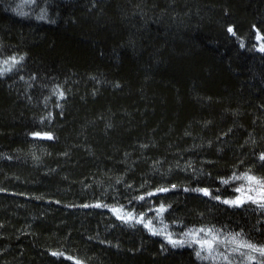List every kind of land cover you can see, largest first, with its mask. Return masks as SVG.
Masks as SVG:
<instances>
[{"label": "trees", "instance_id": "trees-1", "mask_svg": "<svg viewBox=\"0 0 264 264\" xmlns=\"http://www.w3.org/2000/svg\"><path fill=\"white\" fill-rule=\"evenodd\" d=\"M257 35L264 0H0V264H215L115 208L264 245L223 202L264 180Z\"/></svg>", "mask_w": 264, "mask_h": 264}, {"label": "rangeland", "instance_id": "rangeland-1", "mask_svg": "<svg viewBox=\"0 0 264 264\" xmlns=\"http://www.w3.org/2000/svg\"><path fill=\"white\" fill-rule=\"evenodd\" d=\"M255 40L257 43V48L259 50L264 47V43L262 42L261 37L259 35L256 36ZM5 61H9V63L5 64ZM11 66V58L0 59V72L5 73L4 69L10 68ZM36 134H34L33 136L37 138H48L52 136L48 133ZM240 177H247V175H241ZM229 187L231 192L230 196L229 198L224 199V201L237 199L245 201L239 206H233L229 204V207H239L242 209L251 210L253 212H260L262 214L261 217L264 218V208H261L259 204L253 203L251 200H248L249 196L253 197L255 200H261L262 197H264V188H261L260 185H256L248 181L247 179L236 178L232 180V183ZM237 189H241V191H237ZM159 210L160 208L150 211V213H148V216L129 213L120 208H115L113 212L119 218L124 219L126 221L138 222L144 226L148 225L147 229H149V231H151L152 233H160L157 235L164 238L167 243H169L167 237H170L172 240L186 241L183 246H191L194 248L195 252L201 251V245L200 243H197V241H208L210 243H213L211 255L214 258L204 259L209 262H213L215 264H264V256H261L258 252H252L250 249L243 247H241L239 251H233V249L237 248L241 242H248L257 247L264 246L256 244V242H254L253 240H251L250 237L245 235L242 230L235 229L232 227L223 228L221 226L201 225L171 231L169 225L163 220L162 212ZM199 229H205V231L199 232L197 231ZM208 230H211V232H209ZM236 234H239V236H237ZM233 237H236L235 241L232 240ZM216 241H223V243H216ZM258 242L260 243L261 241ZM206 255H209L207 249L202 251V256ZM250 256L255 257V259H249ZM223 257H227V259H224Z\"/></svg>", "mask_w": 264, "mask_h": 264}, {"label": "snow or ice", "instance_id": "snow-or-ice-1", "mask_svg": "<svg viewBox=\"0 0 264 264\" xmlns=\"http://www.w3.org/2000/svg\"><path fill=\"white\" fill-rule=\"evenodd\" d=\"M41 19H43V16L40 17ZM229 32H232L233 29L232 28H229L228 29ZM261 51H264V47H262L260 49ZM21 59H23L21 57ZM12 60V65L15 66L16 63H18V61H16V59L13 57L11 58ZM5 64L9 63V61H5L4 62ZM5 72L7 71H11V68H7V69H4ZM4 73L3 72H0V75H3ZM36 135H39V134H36ZM48 138H51V137H48ZM261 160H264V155H262L260 157ZM236 179H247L248 181L256 184V185H260L261 188H264V180H260V179H257L256 177H251V176H247V177H236ZM229 181L225 180L223 181V183L227 184ZM158 191H161V192H166L168 191V189H158ZM196 191H202L205 195H209V192L207 189H197ZM237 191H241V189H237ZM149 195H152V193H149ZM215 198V197H214ZM140 199H143V197H141ZM248 200H251L253 203H257L259 204V206L261 208H264V197H262L261 200H255L253 197L249 196L248 197ZM224 203L226 204H230V205H233V206H239L241 204H243L245 201L244 200H240V199H237V200H225L223 201ZM99 206V205H97ZM161 212L165 211L164 207L161 206L160 210ZM142 222V221H141ZM146 227L148 225H145ZM199 232H204L205 229H199L197 230ZM209 232H211V230H208ZM154 235H157V234H160V233H157V232H154L153 233ZM237 236H239V234H236ZM168 240H169V243H171L173 245V247H176V246H183L184 243H186V241H177V240H172L170 237H167ZM236 237H233L232 240L235 241ZM197 243H200L201 245V251H196V256L198 258H201V259H213L214 257H212L211 255V251H212V248H213V243H210L208 241H204V242H200V241H197ZM216 243H223V241H216ZM243 247V248H248L250 249L252 252H258L260 253L261 256H264V246H261V247H257L251 243H248V242H241L240 245L237 247V248H234L233 251H239L240 248ZM205 249L208 250L209 252V255H206V256H202V251H204ZM53 255H58L57 253H53ZM224 259H227V257H223ZM249 259H255V257H249ZM77 264H79V262H77Z\"/></svg>", "mask_w": 264, "mask_h": 264}]
</instances>
